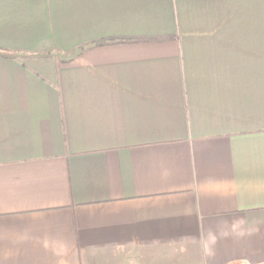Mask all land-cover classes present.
Segmentation results:
<instances>
[{
	"label": "crops",
	"instance_id": "crops-1",
	"mask_svg": "<svg viewBox=\"0 0 264 264\" xmlns=\"http://www.w3.org/2000/svg\"><path fill=\"white\" fill-rule=\"evenodd\" d=\"M0 264H264V0H0Z\"/></svg>",
	"mask_w": 264,
	"mask_h": 264
},
{
	"label": "trees",
	"instance_id": "trees-1",
	"mask_svg": "<svg viewBox=\"0 0 264 264\" xmlns=\"http://www.w3.org/2000/svg\"><path fill=\"white\" fill-rule=\"evenodd\" d=\"M170 37H147V38H131V39H109V40H99L93 43L91 46L84 48V50H88L93 47H102L107 45H116L122 43H139V42H161L169 40ZM83 51V50H82Z\"/></svg>",
	"mask_w": 264,
	"mask_h": 264
}]
</instances>
